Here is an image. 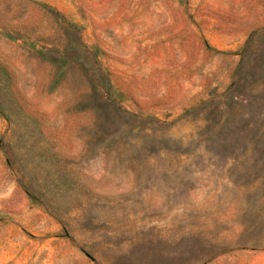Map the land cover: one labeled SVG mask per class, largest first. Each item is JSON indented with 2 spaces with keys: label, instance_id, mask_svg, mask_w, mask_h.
I'll use <instances>...</instances> for the list:
<instances>
[{
  "label": "rangeland",
  "instance_id": "obj_1",
  "mask_svg": "<svg viewBox=\"0 0 264 264\" xmlns=\"http://www.w3.org/2000/svg\"><path fill=\"white\" fill-rule=\"evenodd\" d=\"M0 264H264V0H0Z\"/></svg>",
  "mask_w": 264,
  "mask_h": 264
}]
</instances>
